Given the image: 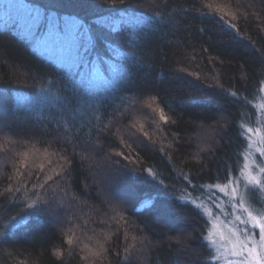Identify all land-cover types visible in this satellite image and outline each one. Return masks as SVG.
Wrapping results in <instances>:
<instances>
[{
    "label": "trees",
    "instance_id": "obj_1",
    "mask_svg": "<svg viewBox=\"0 0 264 264\" xmlns=\"http://www.w3.org/2000/svg\"><path fill=\"white\" fill-rule=\"evenodd\" d=\"M30 2L55 3L58 11L78 13L89 24L100 16L147 15L151 22L135 31L128 25L115 32L93 29L100 40L94 60L109 59L113 49L130 55L118 61L128 68L121 87L89 93L79 77L6 26L0 11V115L16 133L0 134V223L22 214L19 202L31 203L33 192L65 202L59 216L22 224L0 246V264H116V252L123 257L125 249L130 264H185L188 253L203 255V221L191 206L181 209L146 170L170 185L169 191L187 185L181 175L207 184L229 169L239 173L245 139L240 133L254 122L252 101L264 84V0H115V8L113 0ZM19 98L29 103L21 105ZM143 101L147 107L140 110L135 105ZM61 105L74 118L58 117L65 127L57 131L52 117ZM57 137L68 155L76 154L75 170L59 177L69 165L53 142ZM31 147L39 151L37 158L21 164ZM105 168L113 177L109 192L136 203L138 213L105 202L97 181ZM48 176L53 180L41 189ZM150 198L171 209V222L146 210ZM81 242H87L84 251L76 246ZM92 243L103 255L89 251Z\"/></svg>",
    "mask_w": 264,
    "mask_h": 264
},
{
    "label": "snow or ice",
    "instance_id": "obj_2",
    "mask_svg": "<svg viewBox=\"0 0 264 264\" xmlns=\"http://www.w3.org/2000/svg\"><path fill=\"white\" fill-rule=\"evenodd\" d=\"M112 6L116 7L115 0ZM2 15L6 26L10 25L26 40L33 42L45 54L57 60L73 77H79V84L89 93H95L106 87H121L126 82L128 68L118 61L130 55L120 49H113L109 59L94 60L92 54L96 51L100 40L98 36L93 35V29L103 26L104 30L115 32L121 25H128L135 31L141 25L151 22L147 15L143 18L127 16L119 19L100 16L97 21L89 24L86 18L78 13L58 11L55 3L52 6H36L30 0H13V3L5 4ZM132 39L134 41L135 37L133 36ZM261 91H264V87H261ZM231 95L235 97L236 94ZM54 99L58 98L54 97ZM18 103L27 105L29 101L27 98H19ZM260 109L264 113V105H260ZM58 117L72 120L74 113L69 112L63 105L60 106L59 112L52 117L56 121L57 131L65 127ZM160 118L166 120L163 113ZM227 127L228 124L225 122L221 130L224 131ZM247 133L246 139L242 140L240 145L243 149V164L237 169L239 176L229 169L222 178L219 175L210 177L213 181L211 183L192 184V180L196 179L195 175L191 177L181 175L178 179L191 185L192 191H188L187 185L184 188H173L169 191L170 185L165 184L162 179L157 180L156 173L151 168L146 170L161 190L178 202L181 209L191 206V209L203 221V231L199 237L202 241L203 255L198 252L188 253L185 264H264V132L260 128H248ZM0 134L16 135L7 126L2 115H0ZM44 134L46 133L39 135ZM32 135L38 134L32 133ZM240 135L243 136L244 133L241 132ZM53 142L60 145L65 153L64 159L69 165L62 173H57V176L70 174L75 170L72 165L76 154L68 155L67 148L59 137ZM253 153H257L258 156H254ZM112 179L107 168L97 175L98 185L101 188L100 194L105 198V202L109 204L115 202L124 212L131 209L132 213H138L136 203L109 192ZM52 180L53 177L48 176L40 188L45 189ZM33 187L35 188V185ZM88 187L91 186L85 184V188ZM254 191L259 193V199L256 201L259 203V208H256L249 199ZM177 192L180 194L177 195ZM80 194L86 195L84 190H81ZM33 195L36 198L31 203L26 200L19 202V206L25 209L22 214H18V217L6 218L8 223H0V246L9 243L18 234L21 225L28 224L33 217L42 215L57 217L64 210L63 197L59 202H54L55 197L44 200L39 193L33 192ZM64 196H69L66 189ZM74 200L75 197L70 198L69 207ZM144 207L149 212H156L161 219L171 222V209L165 203L157 204L150 198L144 202ZM68 243H72L71 239ZM125 253L121 257L120 252H116V264H130L127 249ZM94 255L101 256L103 252L98 251Z\"/></svg>",
    "mask_w": 264,
    "mask_h": 264
},
{
    "label": "rangeland",
    "instance_id": "obj_3",
    "mask_svg": "<svg viewBox=\"0 0 264 264\" xmlns=\"http://www.w3.org/2000/svg\"><path fill=\"white\" fill-rule=\"evenodd\" d=\"M0 3H2L3 5H1L0 7V11L2 12V9L4 7L5 4H11L13 3V0H0ZM131 5L133 6H142V7H147V5H141V4H135L134 2H131ZM204 5V3L202 4V6ZM209 9L212 10V6L211 7H207ZM228 8V7H227ZM227 16L226 18L229 19V21H232L230 17H233L231 14L228 15H225ZM233 22H236V18L234 16L233 18ZM261 87H264V84L261 85L259 88H258V91H257V94L255 95L253 101H252V109L255 113V117H254V121L253 123L251 124H245L243 125V133H244V137L246 139L248 133H247V129L248 128H260L262 132H264V113L261 112V109H260V105H264V91H261ZM137 106L138 108L140 107V110L142 109V107L146 106L147 107V102L146 101H143L141 103V105H135ZM39 151H37L36 148H29L27 149V151L24 153L23 155V158L24 161L22 162L21 161V164H23L26 160V158L28 159L27 161L31 163V161L34 160V157L37 158V154H38ZM254 156H258L257 153H253ZM38 161H40V158L38 159ZM236 176H239V173L236 175ZM249 199L253 202L254 206L256 208H259V203H257L256 201L259 199V193H256L255 191L250 194V197ZM19 209H23V207H20ZM215 211V209H214ZM75 243V241L73 242V244ZM76 246L79 247V250L80 251H84V249L88 246L87 245V242H81L79 244H76ZM98 247L99 245L96 243H92V246L90 247L89 251L90 252H97L98 250Z\"/></svg>",
    "mask_w": 264,
    "mask_h": 264
}]
</instances>
